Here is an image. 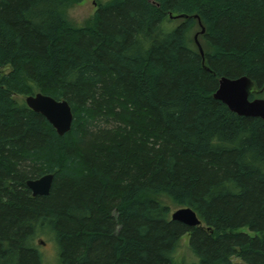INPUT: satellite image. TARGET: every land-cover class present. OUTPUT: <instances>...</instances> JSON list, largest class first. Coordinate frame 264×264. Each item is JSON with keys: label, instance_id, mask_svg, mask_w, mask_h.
<instances>
[{"label": "trees", "instance_id": "1", "mask_svg": "<svg viewBox=\"0 0 264 264\" xmlns=\"http://www.w3.org/2000/svg\"><path fill=\"white\" fill-rule=\"evenodd\" d=\"M80 2L0 0V264H47V241L54 264H174L184 235L181 264H264V122L212 97L246 76L264 99V0H110L76 27ZM36 93L68 103L67 133L19 99Z\"/></svg>", "mask_w": 264, "mask_h": 264}, {"label": "water", "instance_id": "2", "mask_svg": "<svg viewBox=\"0 0 264 264\" xmlns=\"http://www.w3.org/2000/svg\"><path fill=\"white\" fill-rule=\"evenodd\" d=\"M184 14L171 15V19L186 18ZM198 25L200 22L196 16ZM200 33H203L201 27ZM196 47L201 56L203 51L194 37ZM261 91L257 90L254 83L246 76L236 79L220 77L217 81V88L213 93V99L224 104L227 109L242 117L259 118L264 122V99H249L251 95H258ZM25 105L34 113L41 115L55 130L56 134L62 136L70 130L72 123V112L68 103L64 100H55L47 95L36 93L24 98ZM53 181L52 174L43 175L37 179L27 180L25 186L30 191L32 197L48 196ZM172 221L179 222L187 227H198L200 220L190 208H179L170 215ZM43 244V243H42Z\"/></svg>", "mask_w": 264, "mask_h": 264}, {"label": "rangeland", "instance_id": "3", "mask_svg": "<svg viewBox=\"0 0 264 264\" xmlns=\"http://www.w3.org/2000/svg\"><path fill=\"white\" fill-rule=\"evenodd\" d=\"M110 0H81L80 3L71 4L69 7L65 9V19L73 26H86L90 23L96 9L97 4H103L105 2H108ZM180 20L177 19H171L167 18L164 23L162 24V28L165 27V29H171L174 28ZM196 36V40L201 46L202 42L200 37V29L195 25L191 31H190V39H194ZM203 49L208 50L207 46L203 43ZM19 99L24 100L23 97H20ZM167 205L170 207V215L172 212L179 209V207L172 205L171 203H167ZM40 251L42 252V255L46 261L47 264H54L55 263V255L56 251L54 246L51 242H46L43 246H41ZM196 257L192 254L189 246H188V236L184 235L181 237L179 246L176 252V255L174 257V264H181V263H191L196 262Z\"/></svg>", "mask_w": 264, "mask_h": 264}]
</instances>
